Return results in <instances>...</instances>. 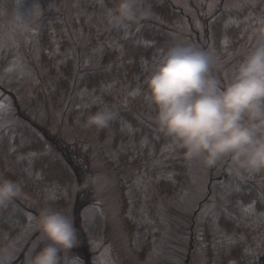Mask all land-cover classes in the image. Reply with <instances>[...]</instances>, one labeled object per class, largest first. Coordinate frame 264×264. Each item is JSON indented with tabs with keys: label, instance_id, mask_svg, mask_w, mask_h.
Returning a JSON list of instances; mask_svg holds the SVG:
<instances>
[{
	"label": "trees",
	"instance_id": "trees-1",
	"mask_svg": "<svg viewBox=\"0 0 264 264\" xmlns=\"http://www.w3.org/2000/svg\"><path fill=\"white\" fill-rule=\"evenodd\" d=\"M36 1L41 10L39 68L32 94L45 96L72 132L94 134L97 159L116 178L119 215L137 253L136 243L144 237L148 248L151 233L138 215L150 210L140 212L135 205L142 199L151 209L152 195L144 199L143 194L171 197L190 179V137L177 125L157 124L153 118L162 110L212 121L231 97L220 92L214 79L203 80L184 62L176 37L189 20L171 0H66V9L63 0ZM69 8L64 19L62 12ZM126 10L151 17L145 20ZM203 25L204 44L209 42L218 61L229 63L230 82L242 104L263 101L264 94L246 87L252 82L249 57L264 48L257 37L260 31L264 34V0L219 7ZM251 140L234 152L239 167L243 161L248 172L223 171L209 181L214 208L207 207L201 233L206 264H248L251 250L260 254L253 264H262L264 222L257 218L264 216V124ZM68 144L27 119L0 130L2 177L34 200L39 214H60L72 199L74 182L85 179L84 162ZM238 144L236 140L234 148ZM147 180L151 191L142 188ZM28 209L22 202L0 199V252L25 228ZM49 249L38 244L30 264H64L61 252ZM84 254L83 260L89 261L90 254ZM17 262L22 264V259L10 264Z\"/></svg>",
	"mask_w": 264,
	"mask_h": 264
},
{
	"label": "rangeland",
	"instance_id": "rangeland-1",
	"mask_svg": "<svg viewBox=\"0 0 264 264\" xmlns=\"http://www.w3.org/2000/svg\"><path fill=\"white\" fill-rule=\"evenodd\" d=\"M63 1L64 9L70 6V2ZM171 1L182 9L189 20L176 37L184 62L204 77L203 80L214 79L220 92L231 98L226 100L212 121L178 117L162 110L153 118L157 124L177 125L187 135L193 134L190 136V185L183 193L171 197H158L153 192L143 194L144 199L152 195L154 202L151 209L145 207L147 202L142 199L141 203L139 201L135 205V209L150 210L149 213L140 211L143 217L138 215L151 235L148 248L144 247V237L136 243V253L119 215L116 178L97 159L94 134L78 135L72 132L65 124L61 112L54 110L45 96L32 94L31 82L38 76L36 67L39 68L37 41L41 10L38 2L0 0V130L9 124L23 125L25 119L32 124H39L50 137L69 143V148L80 155V162H84L82 166L85 176V179L82 177L77 180L78 183L74 182L72 199L67 208L60 214L46 216L39 214L35 201L27 197L18 186L6 182L0 172V199L13 205L22 202L30 209L25 228L8 249L0 252V264H10L19 258L22 264H30L32 251L43 243L50 248L48 252H52L53 247L57 248L64 264H88L89 261L91 264H206L201 233L202 220L208 208L206 202L200 203L208 193L207 180L211 175L218 176L223 171L232 174V170L238 172L240 169L243 172L244 169L248 172V168L242 167L243 161L239 167L234 152L252 141V136L264 124V100L257 104L250 103L249 106L242 104L237 88L230 82L229 63L226 65L218 61L212 54L209 42L204 44L203 22L219 7L235 8L255 0ZM69 11L70 8L64 10L61 16L66 19ZM126 11L145 20L151 17L144 11ZM257 37L264 44L261 31ZM255 55V58L249 57L252 82L246 90L262 96L264 48ZM20 117H24V120ZM236 140L239 144L234 148ZM87 166H91L89 171ZM148 186V181L142 182V188ZM210 205L213 209L212 195ZM257 221L264 222V216H259ZM82 244L86 246L85 250L80 248ZM84 251L90 254L89 261L81 257ZM249 254L252 258L248 264H253L260 256L259 252L257 254L253 250Z\"/></svg>",
	"mask_w": 264,
	"mask_h": 264
},
{
	"label": "water",
	"instance_id": "water-1",
	"mask_svg": "<svg viewBox=\"0 0 264 264\" xmlns=\"http://www.w3.org/2000/svg\"><path fill=\"white\" fill-rule=\"evenodd\" d=\"M262 262H263V264H264V258H263Z\"/></svg>",
	"mask_w": 264,
	"mask_h": 264
}]
</instances>
